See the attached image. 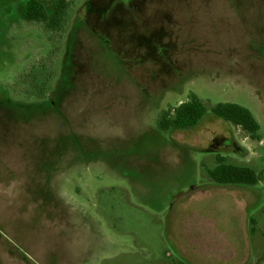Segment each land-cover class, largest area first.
<instances>
[{
	"label": "rangeland",
	"instance_id": "374dc122",
	"mask_svg": "<svg viewBox=\"0 0 264 264\" xmlns=\"http://www.w3.org/2000/svg\"><path fill=\"white\" fill-rule=\"evenodd\" d=\"M24 1L0 0V264H192L190 228L238 230L231 198L204 200L220 157L258 175L228 188L248 195L246 264H264V0H72L53 40ZM192 94L198 126L162 131ZM219 103L248 108L260 140ZM217 137L233 145L210 152Z\"/></svg>",
	"mask_w": 264,
	"mask_h": 264
},
{
	"label": "trees",
	"instance_id": "16d2710c",
	"mask_svg": "<svg viewBox=\"0 0 264 264\" xmlns=\"http://www.w3.org/2000/svg\"><path fill=\"white\" fill-rule=\"evenodd\" d=\"M72 0H26L18 5V13L23 21L34 26H43L48 34L64 35L71 9ZM62 35V36H63ZM214 114L225 121L240 127L252 140H260V123L246 107L235 103H219L213 109ZM207 114V109L196 94L179 106L164 110L159 116L162 131H182L193 129ZM231 145H233L232 141ZM238 154H245L246 149L238 143L234 145ZM212 179L220 186H256L259 183L257 173L248 167L228 165L222 157L214 170L209 171Z\"/></svg>",
	"mask_w": 264,
	"mask_h": 264
},
{
	"label": "crops",
	"instance_id": "0c3cea01",
	"mask_svg": "<svg viewBox=\"0 0 264 264\" xmlns=\"http://www.w3.org/2000/svg\"><path fill=\"white\" fill-rule=\"evenodd\" d=\"M204 194L206 196L204 200L208 199V202H214V200H217L219 196L231 198V212L234 215L235 222L238 224V230L236 232L225 233L226 235H228V237L231 238V240H227L226 236L221 239H212V230L215 227V225L213 224L217 223L215 220L207 226L204 225L203 232L201 233V237L203 238V240L201 242H199V240L195 242V240L190 237L191 234H193L191 230L193 227L190 228L187 231V236L189 237L190 242L192 244L200 243V247L198 248V250L194 251V256H190V253L188 255L190 256V258H192V264H229L234 260H237L239 262L238 264L248 263L246 257L250 249L247 243L244 242V239H248L246 238L248 228L246 232L241 231V228L244 227L241 224L246 226L249 223L248 210L250 204L248 201H244L248 195L242 192V190L239 188H228L226 186H222V188L213 187L212 191H204ZM212 208L213 211L215 210V212H217V205L213 204ZM194 217V215H191L189 221L192 222L194 220ZM239 248H244L246 250V254L244 256L237 254Z\"/></svg>",
	"mask_w": 264,
	"mask_h": 264
},
{
	"label": "water",
	"instance_id": "95a60500",
	"mask_svg": "<svg viewBox=\"0 0 264 264\" xmlns=\"http://www.w3.org/2000/svg\"><path fill=\"white\" fill-rule=\"evenodd\" d=\"M230 143L231 145V142L229 141V139H226V138H218L216 140H214L213 144L211 145V148L209 149L210 152L214 151L216 148H218L219 146L221 145H227V146H230L228 145Z\"/></svg>",
	"mask_w": 264,
	"mask_h": 264
},
{
	"label": "flooded vegetation",
	"instance_id": "af4514ba",
	"mask_svg": "<svg viewBox=\"0 0 264 264\" xmlns=\"http://www.w3.org/2000/svg\"><path fill=\"white\" fill-rule=\"evenodd\" d=\"M218 138H222V137H217V138H215L214 140H216V139H218ZM214 142V141H213ZM213 144V143H212Z\"/></svg>",
	"mask_w": 264,
	"mask_h": 264
}]
</instances>
